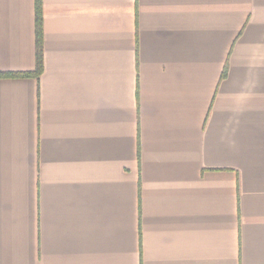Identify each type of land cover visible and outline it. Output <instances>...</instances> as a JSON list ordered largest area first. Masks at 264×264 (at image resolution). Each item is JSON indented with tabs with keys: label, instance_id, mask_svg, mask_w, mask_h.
<instances>
[{
	"label": "crops",
	"instance_id": "crops-1",
	"mask_svg": "<svg viewBox=\"0 0 264 264\" xmlns=\"http://www.w3.org/2000/svg\"><path fill=\"white\" fill-rule=\"evenodd\" d=\"M44 68L0 77V264H264V0H42ZM0 0V73L36 69Z\"/></svg>",
	"mask_w": 264,
	"mask_h": 264
},
{
	"label": "trees",
	"instance_id": "trees-1",
	"mask_svg": "<svg viewBox=\"0 0 264 264\" xmlns=\"http://www.w3.org/2000/svg\"><path fill=\"white\" fill-rule=\"evenodd\" d=\"M43 7L42 0H36V69L32 72L25 73H0V77H23V76H37L39 77L44 68V50H43Z\"/></svg>",
	"mask_w": 264,
	"mask_h": 264
}]
</instances>
